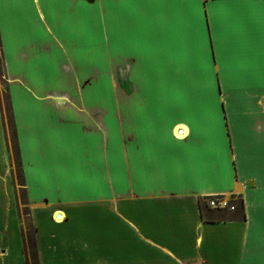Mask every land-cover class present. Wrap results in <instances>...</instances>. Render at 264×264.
Returning <instances> with one entry per match:
<instances>
[{
    "label": "crops",
    "instance_id": "obj_1",
    "mask_svg": "<svg viewBox=\"0 0 264 264\" xmlns=\"http://www.w3.org/2000/svg\"><path fill=\"white\" fill-rule=\"evenodd\" d=\"M0 54L40 264H264V0H0ZM10 167L0 105L27 264Z\"/></svg>",
    "mask_w": 264,
    "mask_h": 264
},
{
    "label": "trees",
    "instance_id": "obj_2",
    "mask_svg": "<svg viewBox=\"0 0 264 264\" xmlns=\"http://www.w3.org/2000/svg\"><path fill=\"white\" fill-rule=\"evenodd\" d=\"M2 57L0 54V74L3 75V65H2ZM6 99H7V110L10 114V124L12 127V137L11 140V146L12 149L14 150L15 153V160H16V166H17V175L19 178V186L21 188V198L20 201L22 204H24V207L22 209V213L24 215V220L25 223L28 225V228L26 230H23V237H24V250H25V255H26V260L27 264H40L39 263V258H38V251H37V242L34 234V229L30 217V210L28 206L26 205L28 203V198H27V193H26V188H25V177H24V172H23V167H22V161H21V156H20V150L18 146V141H17V136H16V130L14 127V121H13V113H12V108H11V103H10V98L9 94L7 92L6 94ZM0 105L2 107L1 101ZM9 141H8V147H9ZM213 196H208L206 197L207 199L212 198ZM233 204V202H232ZM202 213L204 216H210L209 218L213 217L215 214V210H226V208H212L208 205V202H200ZM235 210L232 211L231 217H238V218H244V211H243V202L240 200V205H235ZM222 213H218L217 216H221ZM206 264V263H204Z\"/></svg>",
    "mask_w": 264,
    "mask_h": 264
},
{
    "label": "rangeland",
    "instance_id": "obj_3",
    "mask_svg": "<svg viewBox=\"0 0 264 264\" xmlns=\"http://www.w3.org/2000/svg\"><path fill=\"white\" fill-rule=\"evenodd\" d=\"M88 54V59H90V57L93 58V52H87ZM6 94H7V91H6V79L4 78V75H1L0 74V101H1V104H2V112H3V118H4V122H5V126H6V133H7V138H8V141L11 140V135H12V127H11V124H10V114L7 110V99H6ZM9 155H10V158H11V167H10V174H11V177L13 178L14 180V183H15V187L17 189V192L21 198V188L18 184L19 182V178H18V175H17V166H16V160H15V153H14V150L12 149V146H11V142L9 141ZM224 200H227L229 202V204H234L235 205H240V198L236 195H232V196H226V197H222ZM205 202H208V199L205 201ZM225 209V208H224ZM235 209H232V208H227L226 207V210H222V211H219V213H222V215H226V211H234ZM24 226L25 228L27 229L28 228V225L24 222Z\"/></svg>",
    "mask_w": 264,
    "mask_h": 264
},
{
    "label": "built area",
    "instance_id": "obj_4",
    "mask_svg": "<svg viewBox=\"0 0 264 264\" xmlns=\"http://www.w3.org/2000/svg\"><path fill=\"white\" fill-rule=\"evenodd\" d=\"M208 205L212 208H235L234 204H229L227 200H224L222 197L218 196H213L212 198L208 199Z\"/></svg>",
    "mask_w": 264,
    "mask_h": 264
}]
</instances>
